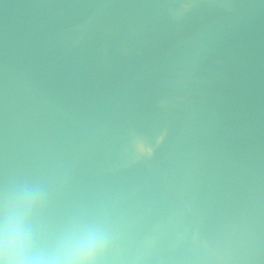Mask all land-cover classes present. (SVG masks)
Listing matches in <instances>:
<instances>
[{"label": "water", "instance_id": "obj_1", "mask_svg": "<svg viewBox=\"0 0 264 264\" xmlns=\"http://www.w3.org/2000/svg\"><path fill=\"white\" fill-rule=\"evenodd\" d=\"M98 264H264V0H0V243Z\"/></svg>", "mask_w": 264, "mask_h": 264}, {"label": "clouds", "instance_id": "obj_2", "mask_svg": "<svg viewBox=\"0 0 264 264\" xmlns=\"http://www.w3.org/2000/svg\"><path fill=\"white\" fill-rule=\"evenodd\" d=\"M98 256L86 249L61 247L50 252H37L20 227L5 225L0 243V264H98Z\"/></svg>", "mask_w": 264, "mask_h": 264}]
</instances>
